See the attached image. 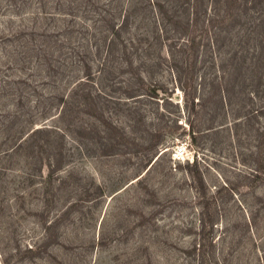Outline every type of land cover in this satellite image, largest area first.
Instances as JSON below:
<instances>
[{
    "label": "rangeland",
    "instance_id": "rangeland-1",
    "mask_svg": "<svg viewBox=\"0 0 264 264\" xmlns=\"http://www.w3.org/2000/svg\"><path fill=\"white\" fill-rule=\"evenodd\" d=\"M0 264H264V0H0Z\"/></svg>",
    "mask_w": 264,
    "mask_h": 264
},
{
    "label": "trees",
    "instance_id": "trees-1",
    "mask_svg": "<svg viewBox=\"0 0 264 264\" xmlns=\"http://www.w3.org/2000/svg\"><path fill=\"white\" fill-rule=\"evenodd\" d=\"M38 15H40V13H37ZM50 14H53V15H63V16H66V15H69L67 12H64L63 10L62 11H60V13H50ZM43 17L44 18H46V13L44 12V15H43ZM121 26H123L122 25V22H120L119 24H112L111 26H109V31L111 32V33H117L118 32V30H120V28H121ZM56 47V44L54 45L52 42H50V41H48V42H46V43H44L43 45H42V47L41 48H34V51H31V52H33V53H38V52H42L43 54H45V55H50V54H54V52H55V48ZM36 49V50H35ZM49 59V57H46V61ZM51 65V63H49V66Z\"/></svg>",
    "mask_w": 264,
    "mask_h": 264
},
{
    "label": "built area",
    "instance_id": "built-area-1",
    "mask_svg": "<svg viewBox=\"0 0 264 264\" xmlns=\"http://www.w3.org/2000/svg\"><path fill=\"white\" fill-rule=\"evenodd\" d=\"M183 154H184V147L183 146H178L173 151V157L176 158V159L181 158Z\"/></svg>",
    "mask_w": 264,
    "mask_h": 264
}]
</instances>
